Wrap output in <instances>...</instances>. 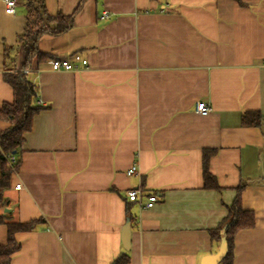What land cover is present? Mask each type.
<instances>
[{
	"label": "crops",
	"instance_id": "1",
	"mask_svg": "<svg viewBox=\"0 0 264 264\" xmlns=\"http://www.w3.org/2000/svg\"><path fill=\"white\" fill-rule=\"evenodd\" d=\"M43 1L52 15L79 2ZM15 2L7 14L0 0V107L12 100L3 72L24 59L15 41L27 7ZM38 47L51 57L30 75L48 108L24 135L6 195L14 218L44 222L16 233L10 264H110L120 253L130 264H199L218 250L208 230L241 183L255 226L235 235L233 264H264V0H85L68 31ZM74 52L86 66L50 69ZM198 100L211 110L196 112ZM249 110L258 127L240 124ZM204 149L219 189L203 188ZM137 187L142 202L156 196L151 207L127 200Z\"/></svg>",
	"mask_w": 264,
	"mask_h": 264
},
{
	"label": "trees",
	"instance_id": "2",
	"mask_svg": "<svg viewBox=\"0 0 264 264\" xmlns=\"http://www.w3.org/2000/svg\"><path fill=\"white\" fill-rule=\"evenodd\" d=\"M24 1L27 7L26 21L22 33L17 35L15 41L23 49L24 59L19 70L13 68L2 74L3 81L12 89V100L2 103L0 107V120L9 124L6 129L0 131V223L6 227V241L0 244V264H10L11 256L20 249V244L15 238L16 233L33 231L38 224L44 222L43 218L25 222L14 218V204L6 195L11 188V176L17 172L20 165L18 154L22 151L24 135L31 130L33 117L48 108L47 105L40 104L36 83L30 73H23L21 70L30 69L34 60L40 62L51 57L39 50V39L44 35L58 36L67 32L73 26L74 17L85 0H79L69 14L57 12L54 15L47 11L43 0ZM9 49L11 47L5 46V55ZM261 122L262 117L258 111H245L240 117L242 126L258 127ZM213 151H202V182L205 189L220 188L209 171V158ZM243 188L244 183L235 187L236 194L227 206L226 215L217 227L208 230L213 246L217 247L222 241L226 247L225 255L218 264H233L235 235L240 230L255 226L254 212L244 209L241 204ZM126 214L130 224L134 216L129 213L128 208ZM110 264H130L129 256L120 253Z\"/></svg>",
	"mask_w": 264,
	"mask_h": 264
},
{
	"label": "built area",
	"instance_id": "3",
	"mask_svg": "<svg viewBox=\"0 0 264 264\" xmlns=\"http://www.w3.org/2000/svg\"><path fill=\"white\" fill-rule=\"evenodd\" d=\"M5 4V12L7 14H13L14 8L16 6L15 0H4ZM108 16V13L104 11L101 14V18H105ZM50 69L53 71H76L80 67H84L87 65V60L82 57V55L78 52L71 53L69 56L61 57V58H54L49 60ZM23 73H31L32 70L30 69H22ZM195 111L199 114H206L208 113L211 108L210 106L202 101H196L195 102ZM136 171V166L133 164L131 165L126 173L127 174H133ZM21 187L20 183H16L14 185V188L19 189ZM141 188H132L126 191V198L128 200L136 202L139 207L142 208H149L156 202V196L155 195H149L147 200L145 202L141 201Z\"/></svg>",
	"mask_w": 264,
	"mask_h": 264
},
{
	"label": "water",
	"instance_id": "4",
	"mask_svg": "<svg viewBox=\"0 0 264 264\" xmlns=\"http://www.w3.org/2000/svg\"><path fill=\"white\" fill-rule=\"evenodd\" d=\"M127 224L124 226L121 235V240L125 248L128 246L129 243V232H128ZM225 252H226V247L224 243L221 241L218 250L214 253H210L202 256L199 264H218L220 260L224 257Z\"/></svg>",
	"mask_w": 264,
	"mask_h": 264
}]
</instances>
